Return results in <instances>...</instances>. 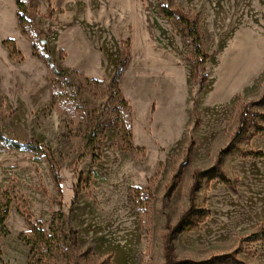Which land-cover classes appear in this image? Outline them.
Here are the masks:
<instances>
[{
	"label": "rangeland",
	"instance_id": "obj_1",
	"mask_svg": "<svg viewBox=\"0 0 264 264\" xmlns=\"http://www.w3.org/2000/svg\"><path fill=\"white\" fill-rule=\"evenodd\" d=\"M26 1L29 36L16 1L0 0V132L41 149H0V264H164L162 236L191 201L171 242L176 264H264V239L251 237L264 232V0H142L162 46L148 66L133 57L130 28L91 39V25H50V2ZM162 5L197 21L201 58ZM126 50L129 109L112 87ZM245 107L248 128L230 146ZM86 133L99 139L87 150ZM29 221L50 237L57 228L59 244L36 243Z\"/></svg>",
	"mask_w": 264,
	"mask_h": 264
},
{
	"label": "crops",
	"instance_id": "obj_2",
	"mask_svg": "<svg viewBox=\"0 0 264 264\" xmlns=\"http://www.w3.org/2000/svg\"><path fill=\"white\" fill-rule=\"evenodd\" d=\"M49 2L48 14H52L50 25L54 23L56 26L66 28L78 27L81 24L91 25L89 30L93 34L91 39L98 36L104 39L105 34L102 32L118 34L130 28L131 35L129 36L136 42L133 56L138 62L136 63L139 66L158 65L157 48L162 47L159 40V29L155 17H150L149 13L144 11L142 0H49ZM109 40L107 37V41ZM98 46L95 55H98L102 62L101 66H104V58L111 57V49L105 41L99 43ZM156 55H158L157 60ZM171 57L174 62L177 61L175 55ZM110 64L115 63L110 61ZM108 68L105 71L106 77L111 72Z\"/></svg>",
	"mask_w": 264,
	"mask_h": 264
},
{
	"label": "trees",
	"instance_id": "obj_3",
	"mask_svg": "<svg viewBox=\"0 0 264 264\" xmlns=\"http://www.w3.org/2000/svg\"><path fill=\"white\" fill-rule=\"evenodd\" d=\"M15 1H16V6L18 8L17 17H18L19 26L22 29V32L25 35L29 36V30L32 26V23L28 20V12L30 10V6H29L30 4H28L26 0H15ZM46 1H49V0H46ZM160 11L165 17L170 18V19L175 18L181 25L184 26V28L186 29L188 33L189 38L191 39V42H192V45L194 47L196 54L200 56L201 58L202 56L201 51H202L203 46H202V40H201V35L199 32L197 21L193 18H190L188 15H186L183 11L179 9H169L166 6L162 5L160 6ZM50 16L51 14H49V17ZM3 46L8 49L11 59L17 62H21L23 60V57L16 49L15 42L13 40L3 41ZM36 54L42 59V61H44L49 72H51L54 76L60 78L63 82L68 83V84H73L72 82L66 79L65 73L62 70L58 69L57 67L53 65V59L50 58L51 57L50 55L43 56L42 54L37 53V51H36ZM129 59H130V52L126 50V52L124 53L123 59L120 62L119 67L117 68V73H116L115 78L113 79V84H112L113 89H115L116 93L119 96L120 103L126 109L127 108L129 109V106H128L127 100L124 98L120 90V80L126 69ZM196 74H198L197 70H196ZM196 74H195V79H196ZM86 82H89V80L86 79ZM90 83L98 84L100 82L98 80H92ZM78 93L79 91L75 93V96H77ZM51 97H52L53 103L55 104L57 102L56 88L53 85H52ZM245 109L246 110L240 113L241 118H239V127L236 133L232 136L230 146L235 144V142L245 134L246 129L248 128V116L252 115L253 113L252 111H250V109H247L246 107ZM83 142H84L83 143L84 149L87 150L89 148L96 146V144L99 143V139L95 133H86L84 135ZM0 149L32 150V151L39 150L40 151L41 146H38L32 142L31 143H19L15 141H10L6 139L0 132ZM50 171L53 173V177L58 182L59 179L54 169L50 167ZM202 174H203L202 170H195L194 172V181L191 185V190H190L191 199L193 197V191H195L196 188L198 187L199 178L201 177ZM193 211H194V207L191 201L188 210L185 211L181 215L177 223L173 227H170L168 232L163 234L162 238H163L164 264H176V262L173 260L171 242L173 241V238L175 234L177 233V231L184 226L183 224L188 220L189 215ZM59 214H60L59 216L61 217V212ZM29 226H30L31 234L33 235L36 243H38L39 245L45 246V247L46 246L52 247L54 243L55 245L59 244L57 228H56L57 230L56 235L54 237H50L43 230L39 222L29 221ZM251 237L254 240H256L258 237H261L262 239H264V232L260 234H253ZM104 263L105 262H102L101 264H104Z\"/></svg>",
	"mask_w": 264,
	"mask_h": 264
},
{
	"label": "bare ground",
	"instance_id": "obj_4",
	"mask_svg": "<svg viewBox=\"0 0 264 264\" xmlns=\"http://www.w3.org/2000/svg\"><path fill=\"white\" fill-rule=\"evenodd\" d=\"M161 56V55H160Z\"/></svg>",
	"mask_w": 264,
	"mask_h": 264
}]
</instances>
